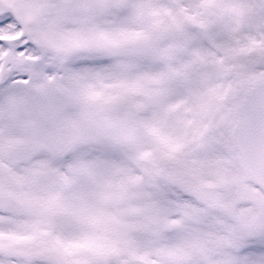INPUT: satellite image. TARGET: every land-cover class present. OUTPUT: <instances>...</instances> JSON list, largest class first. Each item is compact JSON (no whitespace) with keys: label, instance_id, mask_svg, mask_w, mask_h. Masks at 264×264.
Here are the masks:
<instances>
[{"label":"snow or ice","instance_id":"snow-or-ice-1","mask_svg":"<svg viewBox=\"0 0 264 264\" xmlns=\"http://www.w3.org/2000/svg\"><path fill=\"white\" fill-rule=\"evenodd\" d=\"M0 264H264V0H0Z\"/></svg>","mask_w":264,"mask_h":264}]
</instances>
